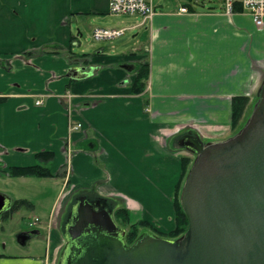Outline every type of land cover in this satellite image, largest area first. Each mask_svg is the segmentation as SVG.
<instances>
[{
    "label": "crops",
    "instance_id": "crops-1",
    "mask_svg": "<svg viewBox=\"0 0 264 264\" xmlns=\"http://www.w3.org/2000/svg\"><path fill=\"white\" fill-rule=\"evenodd\" d=\"M156 5L130 49L129 40L83 39L90 22L111 23L109 0H0V194L8 209L19 199L33 205L0 229L9 239L0 243V264H58L73 193L172 230L182 158L194 159L179 139L231 137L234 99H257L264 28L247 14H227L223 2ZM144 63L146 88L133 94ZM76 66L90 75L70 76ZM72 122L81 127L71 131ZM43 152L52 154L47 163L37 158ZM37 163L52 175L10 174ZM21 233L31 234L24 244Z\"/></svg>",
    "mask_w": 264,
    "mask_h": 264
},
{
    "label": "water",
    "instance_id": "water-1",
    "mask_svg": "<svg viewBox=\"0 0 264 264\" xmlns=\"http://www.w3.org/2000/svg\"><path fill=\"white\" fill-rule=\"evenodd\" d=\"M82 70L76 66L69 75H90ZM179 145L194 156L181 192L185 234L167 239L144 231L128 245L113 209L99 203L97 210L81 196L65 225L59 264H264V80L237 133L204 142L187 132ZM8 207L0 194V215ZM31 234H19V242Z\"/></svg>",
    "mask_w": 264,
    "mask_h": 264
},
{
    "label": "trees",
    "instance_id": "trees-1",
    "mask_svg": "<svg viewBox=\"0 0 264 264\" xmlns=\"http://www.w3.org/2000/svg\"><path fill=\"white\" fill-rule=\"evenodd\" d=\"M84 56H88L89 53L83 54ZM136 78L133 82L132 92L133 94H141L144 92L146 88V81L149 76V65L144 63L140 64L136 68ZM257 100V99H256ZM255 100V101H256ZM250 99L247 96H238L234 99L233 111H232V121L231 127L234 129L235 133H237L244 124L243 121H246L250 116L253 105L255 101L249 105ZM51 155L49 153H40L37 155V158L42 162H48L51 160ZM193 159L189 156H185L182 158V172L181 177L175 188V197H174V208H175V227L167 232L160 231L151 225L147 220H138L131 221L130 215L125 208H116L117 217L122 218L129 227L126 233L125 242L130 245L132 244L139 235L144 231H149L157 236L167 238V239H177L183 234H185L189 227V220L185 213V210L181 203V192L184 181L188 174V171L191 167ZM10 174L12 176H35V177H49L51 176V172L49 167L45 163H37L34 165L28 166H13L10 169ZM102 200H106V198L98 197ZM32 203L25 199L14 200L11 203L10 208L5 211L1 216L4 221L11 220V217L20 209L32 208Z\"/></svg>",
    "mask_w": 264,
    "mask_h": 264
},
{
    "label": "built area",
    "instance_id": "built-area-1",
    "mask_svg": "<svg viewBox=\"0 0 264 264\" xmlns=\"http://www.w3.org/2000/svg\"><path fill=\"white\" fill-rule=\"evenodd\" d=\"M155 0H109V11L114 15H140L142 23L130 27H97L93 30V37L96 40L113 39L125 34L129 29H133L144 25L156 12ZM223 10L227 14L243 13L250 16L254 24L258 28H264V0H223ZM187 12V7L180 9ZM43 99L36 101L37 105H41ZM81 127L80 122H72L71 131ZM39 218H36L31 225L37 224Z\"/></svg>",
    "mask_w": 264,
    "mask_h": 264
},
{
    "label": "rangeland",
    "instance_id": "rangeland-1",
    "mask_svg": "<svg viewBox=\"0 0 264 264\" xmlns=\"http://www.w3.org/2000/svg\"><path fill=\"white\" fill-rule=\"evenodd\" d=\"M156 3L158 2V4H166L168 6H171V7H174L178 4H187L189 6H193V7H197V8H200V7H207V8H211V9H220L221 5H222V2L223 0H155ZM142 16L140 15H132V16H128V15H114L113 18H112V21L111 23H99V26H96L97 23L96 22H90V25L86 27V29H83V33H84V38L83 39H86L89 43V44H96V43H99L100 41L94 39L93 37V30L97 27H102V28H108L109 26H111L113 23L116 24V25H119L121 27H130V26H134V24L136 23H139L142 21ZM146 24V23H145ZM145 24L143 26H145ZM140 30L141 28H133V29H129L128 31L125 32L124 35L120 36V37H117L119 39H123V40H126L128 41L129 40V48H133L136 46L137 44V41L139 40V33H140ZM82 39V38H81ZM122 40V41H123ZM92 50L94 48L90 47L89 50ZM246 121H243L242 124H244ZM231 133H235L234 129H232V132ZM203 141L204 142H208L209 140L206 139V138H203ZM77 195H80L79 193L78 194H75L73 193L72 194V197H71V200L74 202L76 201L77 199ZM111 208L113 209V214H114V219L116 221V223L119 225L120 228H125V229H128V225L125 224V221L120 218V217H117L116 215V207L111 203L110 204ZM131 221H136L138 220L137 216H134L132 214L131 216ZM10 220L9 221H4L2 216H0V229L2 228H5L8 226ZM11 239V237H10ZM3 240H9L8 237H3L0 236V243L1 245H3L4 242H2ZM47 264V262L45 263Z\"/></svg>",
    "mask_w": 264,
    "mask_h": 264
},
{
    "label": "flooded vegetation",
    "instance_id": "flooded-vegetation-1",
    "mask_svg": "<svg viewBox=\"0 0 264 264\" xmlns=\"http://www.w3.org/2000/svg\"><path fill=\"white\" fill-rule=\"evenodd\" d=\"M81 196H84V197H87V196H85V195H83V194H80V195H77L76 197H77V199H76V201L78 200V198L79 197H81ZM89 200H91L94 204H95V208L97 209V210H100V209H102L101 208V206H99V203H104L106 206H108V207H110L111 205V203L109 202V201H107V200H102V199H100V198H95V199H92V198H89V197H87ZM75 201V202H76ZM74 202V200L72 201V204H74L75 203ZM114 213V212H113ZM67 221H68V218H67ZM65 232V231H64ZM60 259V258H59ZM58 264H59V262H58Z\"/></svg>",
    "mask_w": 264,
    "mask_h": 264
}]
</instances>
